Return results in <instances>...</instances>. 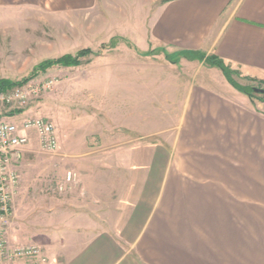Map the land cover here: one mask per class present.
<instances>
[{
    "label": "crops",
    "instance_id": "1",
    "mask_svg": "<svg viewBox=\"0 0 264 264\" xmlns=\"http://www.w3.org/2000/svg\"><path fill=\"white\" fill-rule=\"evenodd\" d=\"M162 1L0 0V11L141 10L124 34L141 52L199 51L264 81V0ZM216 73L220 89L186 85L167 132L115 149L105 195L77 209L54 196L66 177L55 179L56 164L36 165L39 179L23 165L9 243L39 245L55 264H264L244 241L250 186H264V108Z\"/></svg>",
    "mask_w": 264,
    "mask_h": 264
},
{
    "label": "rangeland",
    "instance_id": "2",
    "mask_svg": "<svg viewBox=\"0 0 264 264\" xmlns=\"http://www.w3.org/2000/svg\"><path fill=\"white\" fill-rule=\"evenodd\" d=\"M146 13L101 7L68 19H51L46 11H0V80L21 82L45 60L83 49L93 52L79 67L55 66L32 79L53 80L55 86L27 110L30 116L55 122L60 137L55 154L42 152L37 143L31 145L23 162L31 168L27 177L43 178L33 171L36 165L38 169L56 164L59 181L72 172L75 181L54 196L74 197L75 209L90 195H105L113 178L104 164L114 161L115 149L135 144L141 134L167 132L176 119V100L183 97L188 83L221 87L214 73L224 74L217 68L179 56L181 51L145 56L128 42L124 34L131 31L130 22L139 24ZM233 70L241 87L264 90L263 81ZM253 97L263 109L261 96L253 93ZM250 199L249 234L244 241L253 262L264 259V186L251 185Z\"/></svg>",
    "mask_w": 264,
    "mask_h": 264
},
{
    "label": "built area",
    "instance_id": "3",
    "mask_svg": "<svg viewBox=\"0 0 264 264\" xmlns=\"http://www.w3.org/2000/svg\"><path fill=\"white\" fill-rule=\"evenodd\" d=\"M54 86L53 80L30 81L0 92V264H55L39 245L9 243L15 200L21 187V169L31 145L37 143L48 154L60 149L55 122L30 116L27 111ZM74 181L75 175L68 172L56 190L64 193Z\"/></svg>",
    "mask_w": 264,
    "mask_h": 264
},
{
    "label": "trees",
    "instance_id": "4",
    "mask_svg": "<svg viewBox=\"0 0 264 264\" xmlns=\"http://www.w3.org/2000/svg\"><path fill=\"white\" fill-rule=\"evenodd\" d=\"M171 1H175V0H163L161 3L165 4V3H168ZM135 49L137 50L136 47H135ZM163 52L167 56H169V54H167L166 49H164V48L150 50V51L144 52V53L142 52V54H144L145 56H151V55H154V54L157 55V54H160ZM92 53L93 52L90 49H83V50L79 51L76 55H64V56L59 57L57 59L45 60L35 67L31 77L24 79L21 82L15 83V82L10 81V80H5V79L0 80V92L6 91V90L11 89L15 86L25 85L28 82H30L32 79L36 78L38 75L45 74L49 69H51L55 66H60V67H64V68L79 67L83 63L82 60L85 58H88ZM178 55L179 56H186L191 60H199V61L203 62L208 67L217 68V69L221 70L222 73L224 74L225 78L227 79V81L236 90L247 95L251 99V101H253V103L255 102L254 97H253V93L260 95L261 98L259 100L261 102H264V90L263 89L262 90L261 89H259V90L252 89V92H250L247 89L241 87L233 79V75L235 73L233 70V67L231 65H229L227 62H225V60H223V59H221L215 55H207V54L199 52V51H189L187 53L186 52H180V54H178ZM263 83H264V81H263Z\"/></svg>",
    "mask_w": 264,
    "mask_h": 264
}]
</instances>
